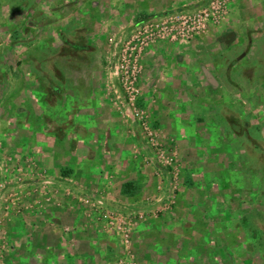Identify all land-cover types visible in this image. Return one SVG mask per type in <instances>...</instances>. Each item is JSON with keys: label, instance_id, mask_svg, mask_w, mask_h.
I'll return each instance as SVG.
<instances>
[{"label": "rangeland", "instance_id": "rangeland-1", "mask_svg": "<svg viewBox=\"0 0 264 264\" xmlns=\"http://www.w3.org/2000/svg\"><path fill=\"white\" fill-rule=\"evenodd\" d=\"M0 264H264V0H0Z\"/></svg>", "mask_w": 264, "mask_h": 264}, {"label": "built area", "instance_id": "built-area-1", "mask_svg": "<svg viewBox=\"0 0 264 264\" xmlns=\"http://www.w3.org/2000/svg\"><path fill=\"white\" fill-rule=\"evenodd\" d=\"M123 70H126L125 74H127L128 68L127 67L126 68L123 67ZM128 79L129 78H127V77L121 79L122 83L124 85L125 93H126L125 96L128 99L129 103H132V104L135 105V103L137 102V100H138V98L140 96V91L135 89V87H134V85L136 83V78H134L133 81H127ZM149 142L150 143H154L152 139H150ZM152 145L156 146L155 144H152Z\"/></svg>", "mask_w": 264, "mask_h": 264}]
</instances>
